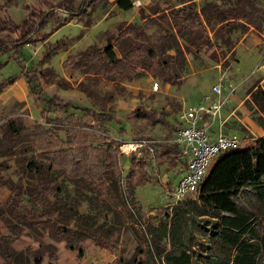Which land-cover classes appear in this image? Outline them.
<instances>
[{"label": "rangeland", "instance_id": "374dc122", "mask_svg": "<svg viewBox=\"0 0 264 264\" xmlns=\"http://www.w3.org/2000/svg\"><path fill=\"white\" fill-rule=\"evenodd\" d=\"M19 1L20 4L30 2ZM77 1L76 5L80 0ZM133 1H139L140 5L122 10L115 6L114 0H101L95 6L89 7L87 19L73 17L51 32L47 41L23 46L11 57H1L6 63L0 68V79L12 75L15 83L12 89L8 91V86L0 93V138L6 123L14 118L27 127L34 121L49 127V118H58L66 126V117L72 114L78 123L96 125L92 111L100 107L94 104H99L105 111L113 112L122 119L123 133L119 132L115 124L103 126L109 141L121 145L118 163L123 175L128 174L131 169L128 163L131 156L148 163V179L136 183L132 205L126 203L123 207L114 208V205H110V208H106L100 202L108 200L105 195L99 196L95 192L77 189L73 184L64 183L61 202L74 205L77 201L79 205L72 214H56L54 223L77 234L81 243L78 244L73 238L55 242L47 235L44 236L42 244L54 246L56 260L44 252L35 240L30 229L35 223H18L0 215V233L14 255L9 264H33L36 256L42 258V264H117L121 258L127 264H206V261H214L217 257H232L235 253L234 249L218 242L214 237L215 219L200 216L195 209L187 213L183 235L184 253L189 258L183 257L181 250L172 248L168 240H165L166 251L158 256L143 226H134L136 235L123 228L111 233L107 228H99L101 224L109 226L113 223L115 210L133 211L138 207L146 215H151L162 208L170 209L174 202L171 192L182 177L180 170L183 165L178 157L166 156L165 149L175 145L174 132L183 107L200 102L204 95H212L213 85H220L223 96L232 85L234 91L229 95L226 108H236L233 110L234 119L228 118L225 122L222 117L217 127L221 126V130L226 133H238L245 147L251 146L259 138L264 139V18L260 19L259 26L245 25L242 21L243 23L231 29L224 41L212 29V26L214 29L217 27L216 8L220 10L237 7L241 0ZM256 1L264 13V0ZM152 3L159 5L161 11L158 14L151 13L148 5ZM167 3L172 8L190 3L201 14H205L209 22V35L220 46L217 49V59L206 54L204 50L196 51L185 46L184 40L161 18L162 11L166 14L169 11L164 9ZM10 12L15 20H19L23 14L20 9H11ZM64 17V13L58 12L56 22ZM124 23L141 25L151 45L158 47L159 56L169 62L170 77L167 81L141 72L131 81L115 83L101 77L72 72L68 67L69 60L65 61L68 56L77 60L90 46L105 48L112 44L116 49V38ZM51 27L52 25H48L46 30ZM57 40L59 45L56 53L43 64L41 58L46 46ZM175 45L183 50L181 59L175 54ZM45 66L48 68L45 76L38 77L44 95L64 98L71 105L66 112L46 110L27 86L23 94L20 91L22 83L19 80L23 71L35 68L38 73ZM171 71L177 72L178 77L171 75ZM79 82L87 84L94 95L90 97L82 91ZM154 83H157L156 89ZM238 119L242 122H238ZM58 133L63 139L64 131L59 130ZM141 141L150 142L153 152L150 153L144 146L135 149ZM0 171L1 175L21 187H29L31 184V179L20 172L15 157L0 156ZM8 196L5 189H0V208L4 215ZM195 197L196 194L190 195L184 201L193 200ZM235 201L239 206L253 212L256 218L263 211V207L247 192L239 193ZM81 228L87 230L81 232ZM263 236L264 230L258 222L255 239L259 240ZM137 243H140L142 251ZM148 248L152 255L148 254ZM258 262L263 264L260 260ZM0 264L6 263L0 259Z\"/></svg>", "mask_w": 264, "mask_h": 264}, {"label": "trees", "instance_id": "16d2710c", "mask_svg": "<svg viewBox=\"0 0 264 264\" xmlns=\"http://www.w3.org/2000/svg\"><path fill=\"white\" fill-rule=\"evenodd\" d=\"M29 1L20 4L19 0H0V68L6 63L1 59L2 56L11 57L25 45L47 41L51 32L73 17L87 19L89 7L95 6L101 0H80L78 5L77 0ZM238 2L237 7L220 10L216 8L217 27L214 29L212 26V29L214 34H219L224 41L237 24L244 22L245 25L259 26L264 18L256 0ZM114 4L122 10H129L133 6L132 0H114ZM148 6L151 13L158 14L161 11L158 4L152 3ZM11 9H20L24 16L15 21L11 17ZM164 9L169 11L167 14L162 11L161 18L184 40L186 47L196 51L204 50L206 54L217 59V49H220V46L209 35V22L204 13L201 14L196 6L190 3L177 8H172L167 3ZM58 12L64 13L65 17L56 22ZM48 25L52 27L47 31ZM116 41V49L112 44L105 48L90 46L79 59L68 56L65 61L69 60L68 67L72 72L101 77L115 83L131 81L141 72L166 81L170 77L169 62L159 56L158 47L151 45L141 25L124 23ZM58 45L57 40L54 44L46 46L41 58L43 64L56 53ZM173 49L177 58L181 59V47L175 45ZM228 49L227 47L226 50ZM47 71L46 66L38 71L39 74L35 68L24 70L26 86L46 110L66 112L71 105L64 98L44 95L38 77H44ZM171 72V75L178 77L177 72ZM14 80L12 75L1 78L0 93ZM78 85L88 96L94 95L87 84L79 82ZM94 106H100L96 111H92L96 125L78 123L72 114L66 117V126L58 118H47L49 127L37 121L27 127L14 118L6 123L0 138V156L15 157L20 172L31 179H28L31 182L29 187H21L1 175L0 171V189L9 193L5 202V215L1 208L0 215L18 223H35L34 227L30 226L34 238L53 260L57 258L54 246L43 245L44 236L47 235L55 242L73 238L78 244L81 243L77 234L54 223L56 214H72L79 205L77 201L74 205L61 202L60 195L64 183L73 184L77 189L95 192L99 196L105 195L108 200L100 201L102 205L106 208L114 205L115 208L123 207L126 203L132 205L136 183L148 179V163L135 156L128 159L131 169L128 174L123 175L118 163L121 145L109 141L103 126L115 124L119 132L123 133L122 119L113 112L105 111L99 104ZM59 130L64 131L63 139L58 133ZM165 150L166 156L178 157L183 163L178 146L174 145ZM244 192L250 194L263 207L259 218L236 203L237 195ZM184 200L178 201L169 210L162 208L151 215H146L138 207L133 211L115 210L113 223L109 226L101 224L99 228H107L109 233L118 232L123 228L136 235L134 226H143L158 256L166 251L165 240H168L172 248L181 250L182 256L189 258L184 253L183 235L187 213L195 209L200 216L215 219L214 237L235 251L232 257H217L214 261H206V264H259V260L264 264V236L259 240L255 239L258 222L264 230L263 138L257 139L249 147L243 145L236 150L220 154L211 164L195 199ZM80 230L85 232L87 229ZM137 246L142 251L140 243H137ZM149 250L148 248V254L152 255ZM13 256L5 237L0 233V259L9 264ZM123 260L125 259H119L117 264H127ZM33 264H42V258L36 256Z\"/></svg>", "mask_w": 264, "mask_h": 264}, {"label": "built area", "instance_id": "2783aa9c", "mask_svg": "<svg viewBox=\"0 0 264 264\" xmlns=\"http://www.w3.org/2000/svg\"><path fill=\"white\" fill-rule=\"evenodd\" d=\"M132 3L135 6L140 5L139 1ZM156 88L157 83H154V89ZM228 88L223 96L220 85H213L212 95H204L200 102L184 107L178 116L174 144L179 148L180 158L184 159L185 169L179 182L173 186L171 196L174 202L170 206L198 193L212 162L220 154L243 146L239 135L227 134L221 130V126L217 127L213 137L208 134L209 127L213 125L221 109L227 104L229 95L234 91L232 85ZM143 146L150 153L153 152L150 142L141 141L135 149Z\"/></svg>", "mask_w": 264, "mask_h": 264}, {"label": "crops", "instance_id": "0c3cea01", "mask_svg": "<svg viewBox=\"0 0 264 264\" xmlns=\"http://www.w3.org/2000/svg\"><path fill=\"white\" fill-rule=\"evenodd\" d=\"M23 12V11H22ZM10 14H11V12H10ZM24 16V13L22 14V17ZM11 17L13 18V16H12V14H11ZM21 17V18H22ZM20 18V19H21ZM14 19V18H13ZM19 19V20H20ZM15 20V19H14ZM15 21H18V20H15ZM26 46V45H25ZM17 52H19V51H17ZM20 83H22V87H20L21 89H20V91H21V93L23 94L24 93V89L26 88V82H25V80H24V78H23V76L20 78ZM14 83H15V80H14V82L11 84V85H9V87L7 88V90L9 91V89H12V87L14 86ZM6 90V91H7ZM227 107V104L221 109V111H220V113L218 114V116L216 117V119H215V121H214V124L211 126V127H209V129H208V134L211 136V137H213L214 136V134H215V131L217 130V123H218V121H219V119H221L222 117H223V119H224V121L226 122L227 121V119L229 118V119H234L232 116L234 115V112H233V110L234 109H236V108H231L232 106H230L229 108H226ZM184 108V107H183ZM238 122H242V121H239V119H238ZM226 133V132H225ZM227 134H237V135H239L238 133H236V132H227ZM239 137L240 138H242L240 135H239ZM181 159V158H180ZM182 161H183V163H182V165H183V168H182V170H180L181 171V174L184 172V169H185V165H184V159H182ZM214 162V161H213ZM212 162V163H213ZM179 171V172H180Z\"/></svg>", "mask_w": 264, "mask_h": 264}, {"label": "bare ground", "instance_id": "6f19581e", "mask_svg": "<svg viewBox=\"0 0 264 264\" xmlns=\"http://www.w3.org/2000/svg\"><path fill=\"white\" fill-rule=\"evenodd\" d=\"M131 148V147H130ZM134 148V147H133ZM130 150V149H129Z\"/></svg>", "mask_w": 264, "mask_h": 264}]
</instances>
